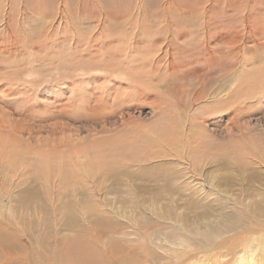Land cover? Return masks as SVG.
<instances>
[{"label": "rangeland", "instance_id": "obj_1", "mask_svg": "<svg viewBox=\"0 0 264 264\" xmlns=\"http://www.w3.org/2000/svg\"><path fill=\"white\" fill-rule=\"evenodd\" d=\"M262 241L264 0H0V264Z\"/></svg>", "mask_w": 264, "mask_h": 264}, {"label": "bare ground", "instance_id": "obj_2", "mask_svg": "<svg viewBox=\"0 0 264 264\" xmlns=\"http://www.w3.org/2000/svg\"><path fill=\"white\" fill-rule=\"evenodd\" d=\"M81 63H84V62H81ZM105 69V68H104ZM111 110V109H110ZM166 135V134H165ZM254 155V154H253ZM256 155V154H255ZM258 155V154H257ZM132 160H134V159H132ZM135 160H138V159H135ZM144 160V159H143ZM242 163V162H241ZM146 164V163H145ZM251 164V163H250ZM240 167V166H239ZM241 168V167H240ZM155 169V168H154ZM237 172V171H236ZM251 175V177H254L253 175H254V173L253 174H250ZM255 179V178H254ZM241 184V183H240ZM253 185V184H252ZM245 188V187H244ZM233 189V188H232ZM246 189V188H245ZM254 189V188H253ZM243 190V189H242ZM207 192V191H206ZM258 192H260V191H258ZM253 193V192H252ZM249 195V194H248ZM254 195V194H253ZM251 197V196H250ZM254 201V200H253ZM188 203H190L189 202V200H188ZM250 203V202H249ZM254 204V203H253ZM255 205V204H254ZM251 206V205H250ZM239 216V215H238ZM234 217H236V216H234ZM189 218V217H188ZM196 219H197V217H195ZM227 219H226V221H224V223L226 222V224H227V229H225V233H229V232H234L236 229H235V226L240 222V224L242 223L241 221H240V219L239 218H230V217H226ZM225 219V218H224ZM223 219V220H224ZM187 220H185L184 222H186ZM189 221V220H188ZM194 223H196V222H194ZM220 223H222V222H220ZM191 225V224H190ZM214 225V224H213ZM245 225H246V223H245ZM208 226V225H207ZM210 226V225H209ZM217 226V225H216ZM218 226H219V224H218ZM217 226V227H218ZM192 227H193V225H192ZM207 228V227H206ZM222 228V227H221ZM242 228V227H241ZM204 229V228H203ZM207 229H209V228H207ZM206 229V230H207ZM197 230H199V228L198 229H196V232H197ZM219 230V229H218ZM221 230V229H220ZM222 231V230H221ZM220 232V231H219ZM218 232V233H219ZM215 232H213V227H212V235L214 234ZM221 233V232H220ZM200 234V233H199ZM209 234H210V231H209ZM206 235V234H205ZM211 235V236H212ZM215 235V234H214ZM216 235H218V234H216ZM222 235H223V233H222ZM261 235H263V233L261 234ZM221 236V235H220ZM209 237V236H208ZM214 240V239H213ZM91 244V243H90ZM94 247V246H93ZM178 249V248H177ZM84 250V249H83ZM92 250V249H91ZM172 250V249H171ZM95 251V250H94ZM246 251H248V252H245V256H250L251 257V259H248V257H245V256H240V260H241V258H242V262H245V263H249L248 261H250V262H254V260L255 259H257V257L255 256V255H257V253L256 252H258L259 254H261V256H262V258H264V241H262L261 243H259L258 245H257V248H253L252 246H250L249 244H247V248H246ZM252 251H255V252H252ZM88 252V251H87ZM94 253V252H93ZM175 254H176V251L174 252ZM246 253H248V254H246ZM86 254V253H85ZM92 254V253H91ZM89 255V254H88ZM93 256H94V254H93ZM87 257V256H86ZM96 257V256H95ZM85 258V257H84ZM259 258L260 257H258V259L256 260V262H255V264H257V262H258V260H259ZM87 259V258H86ZM86 261V260H85ZM196 262H197V264H198V259H196ZM261 263V262H260ZM260 263H258V264H260ZM219 264H220V262H219Z\"/></svg>", "mask_w": 264, "mask_h": 264}]
</instances>
